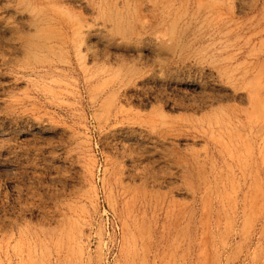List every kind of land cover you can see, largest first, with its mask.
I'll return each instance as SVG.
<instances>
[{
    "label": "rangeland",
    "instance_id": "374dc122",
    "mask_svg": "<svg viewBox=\"0 0 264 264\" xmlns=\"http://www.w3.org/2000/svg\"><path fill=\"white\" fill-rule=\"evenodd\" d=\"M0 264H264V0H0Z\"/></svg>",
    "mask_w": 264,
    "mask_h": 264
}]
</instances>
